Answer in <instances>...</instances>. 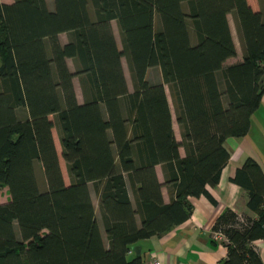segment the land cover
<instances>
[{
  "label": "trees",
  "instance_id": "16d2710c",
  "mask_svg": "<svg viewBox=\"0 0 264 264\" xmlns=\"http://www.w3.org/2000/svg\"><path fill=\"white\" fill-rule=\"evenodd\" d=\"M230 12L244 56L225 65L237 54ZM157 65L163 81L153 82ZM263 93L264 0H0V187L10 194L0 201V264H147L133 246L185 221L191 197L213 198L208 186L230 158L224 142L249 131ZM232 179L254 215L228 208L217 218L228 247L218 264H264L254 243L264 238V171L248 157Z\"/></svg>",
  "mask_w": 264,
  "mask_h": 264
},
{
  "label": "crops",
  "instance_id": "0c3cea01",
  "mask_svg": "<svg viewBox=\"0 0 264 264\" xmlns=\"http://www.w3.org/2000/svg\"><path fill=\"white\" fill-rule=\"evenodd\" d=\"M1 1L11 3L15 0ZM47 2L50 8H54V0H47ZM233 14L235 15L234 12L229 13V21L237 46V54L236 56L229 57L225 61V65L240 61L244 56V48H241L243 47L241 42L240 45H238L236 35L233 31L232 25H235L236 30H238L236 17H234L235 19L233 18L234 24L231 22V15ZM112 23L118 40L117 22L113 20ZM237 36L239 41H242L240 32H237ZM60 39L62 43H66L69 40V34L67 32L60 33ZM67 60L68 63L69 60H71L74 64L72 58H68ZM122 62L126 73V64L128 60L125 56L122 58ZM154 67L156 66L148 68L147 78L153 82L163 81L162 72L161 74L160 71L152 74ZM74 69L75 65L73 70ZM153 75L155 77H153ZM74 84H81L79 76L74 77ZM165 86L172 109L175 135L178 140H182V128L177 120L174 98L169 84H165ZM129 88L130 90L134 89L130 86ZM224 145L230 152V158L222 169L219 182L216 185L208 186L213 198L205 194L191 197L193 211L185 221L162 234L153 235L140 241L138 244L141 246V252L144 253L147 264H218L221 259L227 256L228 247L223 243V240H218L214 237L215 231L213 228L217 218L228 208L235 210L240 215H254L247 206L249 199L248 190L234 181L232 177L236 174L238 167H240L248 157H253L257 160L264 171V93L259 107L251 116L249 131L243 136H229L225 140ZM180 153L185 155L186 150L184 146H180ZM156 170L159 179L164 181L165 174L163 166L157 164ZM162 191L165 200L169 201L171 199L170 187L164 185ZM9 198L10 194L8 193L6 200L0 201L5 202L8 201ZM95 208L97 214L100 215V211L97 210L96 204ZM254 243L264 261V238L256 239ZM154 258H158L160 263H156Z\"/></svg>",
  "mask_w": 264,
  "mask_h": 264
},
{
  "label": "rangeland",
  "instance_id": "374dc122",
  "mask_svg": "<svg viewBox=\"0 0 264 264\" xmlns=\"http://www.w3.org/2000/svg\"><path fill=\"white\" fill-rule=\"evenodd\" d=\"M90 9L93 12V7H92L91 4H90ZM234 17H236L234 14L231 15V22L233 24H234V22H233L234 21L233 20ZM232 26H233V31H234V33L236 35V40H237L238 45H240V42H241V44L243 46V42L241 40L239 41L238 36H237V32H239V30H236L235 25H232ZM117 29H118V40L120 42V46H122V41H121V36H120V33H119L118 26H117ZM241 48L243 49V47H241ZM69 63H70V67L73 69L74 68L73 62L71 60H69ZM158 71H160V74H161L162 71H161V67L159 65L154 67V69L152 70V74H155ZM126 74H127V81H128V83H130L128 85L131 88H134L133 81H132V76H131V73L129 72V69H128V63L126 64ZM153 77H155V76L153 75ZM75 89H76V93H77V96H78V100L83 101L84 96H83V91H82V88H81V84H75ZM168 92L170 93L169 90H168ZM22 112H23V109L20 110V114H22ZM51 117L55 118L54 115H51ZM53 133H54L55 143H56L59 155H60V164H61L63 176H64V179H65V182L69 183L70 182V176H69V172H68V169H67L66 161L64 160V158H63V156L61 154V143H60V138H59V133H58V128L57 127H54ZM35 166H36V173H37V176L39 177V181H40L39 184H40V186L42 188H44L46 183H45L43 170L41 168V164L39 162H36ZM90 189H91V194H92V197L94 199V202H95V204H96V206L98 208L97 210L99 211V206H98L99 198H98V194L96 193L95 187H94V185L92 183L90 184ZM8 193L9 192H8V189L6 187H0V200H2V201L6 200V198L8 197ZM102 228H103V226H102ZM104 236H105V240L107 241L108 238H107V235H106L105 231H104Z\"/></svg>",
  "mask_w": 264,
  "mask_h": 264
},
{
  "label": "built area",
  "instance_id": "2783aa9c",
  "mask_svg": "<svg viewBox=\"0 0 264 264\" xmlns=\"http://www.w3.org/2000/svg\"><path fill=\"white\" fill-rule=\"evenodd\" d=\"M214 237L218 240H223L226 238L225 234L222 231H215L214 232ZM154 261L156 263H160V260L158 258H154Z\"/></svg>",
  "mask_w": 264,
  "mask_h": 264
},
{
  "label": "water",
  "instance_id": "95a60500",
  "mask_svg": "<svg viewBox=\"0 0 264 264\" xmlns=\"http://www.w3.org/2000/svg\"><path fill=\"white\" fill-rule=\"evenodd\" d=\"M133 250L136 252L137 255L141 254V246L139 244L134 245Z\"/></svg>",
  "mask_w": 264,
  "mask_h": 264
}]
</instances>
